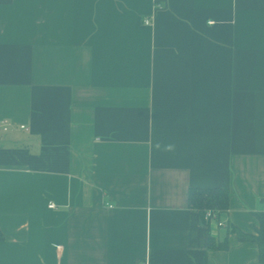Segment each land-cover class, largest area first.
Segmentation results:
<instances>
[{"label": "crops", "instance_id": "crops-1", "mask_svg": "<svg viewBox=\"0 0 264 264\" xmlns=\"http://www.w3.org/2000/svg\"><path fill=\"white\" fill-rule=\"evenodd\" d=\"M263 212L264 0H0V264H260Z\"/></svg>", "mask_w": 264, "mask_h": 264}, {"label": "trees", "instance_id": "trees-1", "mask_svg": "<svg viewBox=\"0 0 264 264\" xmlns=\"http://www.w3.org/2000/svg\"><path fill=\"white\" fill-rule=\"evenodd\" d=\"M189 207L198 210L201 214V219L204 223L205 215L208 211L218 223L220 222V215L227 211L229 203V191L226 188L214 189H190L189 191ZM259 221V228L255 227V234L244 233L233 225H228V234H235L241 242H250L257 245L259 253V262L264 264V212L256 213ZM223 225V224H222ZM228 241L216 242L212 237L209 239V248L213 249H227Z\"/></svg>", "mask_w": 264, "mask_h": 264}, {"label": "built area", "instance_id": "built-area-1", "mask_svg": "<svg viewBox=\"0 0 264 264\" xmlns=\"http://www.w3.org/2000/svg\"><path fill=\"white\" fill-rule=\"evenodd\" d=\"M144 23L146 25H149L150 24V21L148 19H145ZM22 129L24 128V126L21 127ZM3 130L4 131H7L8 130V125L7 123H4V127H3ZM50 208H54L55 205L54 204H50L49 205ZM205 221H208V222H211V221H216V219L212 216L211 212L208 211L205 215ZM219 225H222V223H218ZM0 240H1V235H0Z\"/></svg>", "mask_w": 264, "mask_h": 264}]
</instances>
